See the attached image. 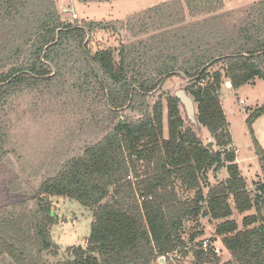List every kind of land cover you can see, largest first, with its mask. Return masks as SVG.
<instances>
[{"label":"trees","instance_id":"1","mask_svg":"<svg viewBox=\"0 0 264 264\" xmlns=\"http://www.w3.org/2000/svg\"><path fill=\"white\" fill-rule=\"evenodd\" d=\"M180 5L169 8L166 23L151 31L147 18L139 22L141 33L133 34L154 32L149 39L123 44L118 51L93 52L92 37L102 25L63 21L55 0H0V113L19 91L70 74L77 83L84 81L86 92L99 91L111 116L107 126H113L99 143L45 179L33 204L0 206V264H50L46 254L59 252L50 231L57 224L50 197L69 198L93 210L87 248L75 247L72 259L59 264H160V256L184 251L205 235L202 217L222 221L216 238L234 260L227 264H264V184L252 198L230 149L233 138L220 97L227 81L239 90L264 80V1L238 25L219 14L222 0H185L187 10ZM188 14L207 17L187 25ZM174 77L188 81L185 91L216 148L204 145L187 125L175 96L166 98L169 136L164 137L163 98L150 102L149 97ZM128 108L142 116L121 120V111ZM263 115L264 104L248 124ZM1 120L0 115V164L6 142ZM223 168L229 178L209 184L206 195L209 173ZM176 183L195 191L194 198H179ZM232 202L241 214L256 209L243 218V229L231 219ZM186 223L195 224L190 233ZM216 238L210 253L196 251L198 264H222L214 252Z\"/></svg>","mask_w":264,"mask_h":264},{"label":"rangeland","instance_id":"2","mask_svg":"<svg viewBox=\"0 0 264 264\" xmlns=\"http://www.w3.org/2000/svg\"><path fill=\"white\" fill-rule=\"evenodd\" d=\"M264 0H222L220 13L228 23L240 24L253 11L255 5ZM63 21L79 25L97 23L102 25L93 34L92 51L98 49L119 50L121 45L136 43L140 39H149V35H134L141 33V23L148 21L150 31L153 26L163 25L169 8L177 7L179 3L187 8L185 0H110L82 3L74 0L76 13L66 9L71 8L70 0H55ZM171 10H173L171 8ZM187 10V9H186ZM207 16L193 17L187 15V25L202 20ZM137 19V20H135ZM134 20V21H131ZM131 21V22H130ZM129 22L131 26H129ZM170 22V21H169ZM162 23V24H161ZM110 26L111 29L104 27ZM132 29V31H131ZM219 66L213 68L212 73ZM55 75V74H54ZM53 75V76H54ZM54 78V77H52ZM77 76L65 74L63 79H56L52 84H44L34 90H22L10 97L0 113L1 126L5 134V154L0 164V206L30 201L33 204L38 194L40 184L60 171L72 158L82 155L89 146L99 143L112 130L108 127L110 113L104 106L102 95L97 89L82 86L84 81L76 82ZM226 82L220 93L221 102L233 138L231 148L236 152L237 161L243 176L247 181V189L252 198L258 195L259 186L264 184V115L252 125L247 120L253 111L264 104V80L257 79L254 84L241 89L226 90ZM188 81L180 77L170 78L155 93L149 97L150 102L163 98L164 137L168 138V117L166 108L167 96H174L180 89H186ZM245 101V105L241 101ZM142 112L128 108L121 111V120L128 118L137 120ZM185 120L188 126L196 132L204 145L213 143L214 138L206 128L197 129ZM261 148V151L258 147ZM229 174L226 168L219 172H210L208 181L204 182V192L207 195L210 186L226 181ZM133 181V180H132ZM12 184L24 192H14ZM179 198L192 199L195 191L186 190L176 183ZM114 189H111L113 193ZM52 209L57 216V224L50 228L51 237L59 246V252L47 253L50 264H59L72 259L71 253L75 247L87 248L88 237L91 234L93 210L83 207L77 201L64 197H50ZM30 204V205H32ZM231 219L236 220L243 229L242 220L245 216L256 214L254 208L241 214L235 209ZM264 215V209L262 211ZM205 235L198 239L216 238V226L222 221L201 218ZM195 224L186 223L185 231L190 233ZM188 237V236H187ZM217 239V247L222 264L234 262Z\"/></svg>","mask_w":264,"mask_h":264},{"label":"built area","instance_id":"3","mask_svg":"<svg viewBox=\"0 0 264 264\" xmlns=\"http://www.w3.org/2000/svg\"><path fill=\"white\" fill-rule=\"evenodd\" d=\"M242 105H245V101H241ZM213 243L211 239L203 238L197 239L193 243L189 244L187 248L183 250H176L171 253H167L164 256H160L158 262L160 264H198L196 251H202L206 254L211 252ZM215 254L219 256V250L215 249Z\"/></svg>","mask_w":264,"mask_h":264},{"label":"water","instance_id":"4","mask_svg":"<svg viewBox=\"0 0 264 264\" xmlns=\"http://www.w3.org/2000/svg\"><path fill=\"white\" fill-rule=\"evenodd\" d=\"M70 1H71V8L66 9V11H69L72 14H75L76 10H75V6H74V0H70ZM89 39H90V34L88 33L87 41H89ZM57 42H58V38L56 40V43ZM46 52H47V49L45 50L44 55L46 54ZM160 88L161 87H159L155 92H157ZM174 96L180 101V103L184 109L186 119L190 122V124L192 126H194L195 128L198 129L200 127V123L197 119L196 104H195L193 98L190 95H188L184 89L178 90ZM208 146L210 149H214L213 143H209Z\"/></svg>","mask_w":264,"mask_h":264},{"label":"crops","instance_id":"5","mask_svg":"<svg viewBox=\"0 0 264 264\" xmlns=\"http://www.w3.org/2000/svg\"><path fill=\"white\" fill-rule=\"evenodd\" d=\"M227 84H226V90L228 91V90H231L232 89V85H231V83L229 82V81H227L226 82ZM238 91V90H237Z\"/></svg>","mask_w":264,"mask_h":264}]
</instances>
